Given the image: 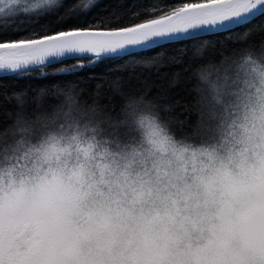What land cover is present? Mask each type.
<instances>
[{"label": "snow or ice", "instance_id": "obj_1", "mask_svg": "<svg viewBox=\"0 0 264 264\" xmlns=\"http://www.w3.org/2000/svg\"><path fill=\"white\" fill-rule=\"evenodd\" d=\"M49 12L0 9V143L11 151L85 121L122 133L143 111L208 138L196 67L264 50V0H61ZM220 192L199 236L129 234L77 220L79 197L57 172L29 175L0 190V264H264V158L226 174Z\"/></svg>", "mask_w": 264, "mask_h": 264}, {"label": "clouds", "instance_id": "obj_2", "mask_svg": "<svg viewBox=\"0 0 264 264\" xmlns=\"http://www.w3.org/2000/svg\"><path fill=\"white\" fill-rule=\"evenodd\" d=\"M60 3L0 0V9L11 5L25 16ZM194 77L208 138L178 135L152 111L140 112L122 133L85 121L70 135L42 136L15 151L0 143V190L55 171L79 197V221L122 223L129 234L199 236L215 219L226 174L264 158V50L205 62Z\"/></svg>", "mask_w": 264, "mask_h": 264}, {"label": "trees", "instance_id": "obj_3", "mask_svg": "<svg viewBox=\"0 0 264 264\" xmlns=\"http://www.w3.org/2000/svg\"><path fill=\"white\" fill-rule=\"evenodd\" d=\"M104 2H106V0H100V3H101V4L104 3ZM147 2H148V0H145V4H146ZM167 2H169V3H179V2H184V0H167ZM61 10H62V9H61ZM97 11H99L98 7H94V8L91 10L90 15H91L92 13H94V12H97ZM103 14L106 15L107 12H105V13H103ZM145 14H146V13H145ZM35 15H38V16H39V19H40L41 21L52 20V19H54V16H55L54 13L49 12V11H47V12H43V13H37V14H35Z\"/></svg>", "mask_w": 264, "mask_h": 264}]
</instances>
